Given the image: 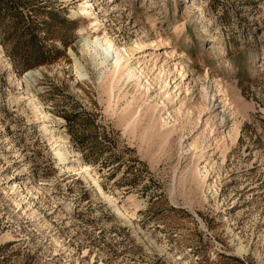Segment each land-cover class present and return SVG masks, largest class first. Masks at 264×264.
I'll return each instance as SVG.
<instances>
[{"label":"rangeland","instance_id":"obj_1","mask_svg":"<svg viewBox=\"0 0 264 264\" xmlns=\"http://www.w3.org/2000/svg\"><path fill=\"white\" fill-rule=\"evenodd\" d=\"M0 264H264V0H0Z\"/></svg>","mask_w":264,"mask_h":264},{"label":"bare ground","instance_id":"obj_2","mask_svg":"<svg viewBox=\"0 0 264 264\" xmlns=\"http://www.w3.org/2000/svg\"><path fill=\"white\" fill-rule=\"evenodd\" d=\"M87 4V3H85ZM92 10V5L87 4L86 7H83L79 10V12H74L73 16H84L88 15ZM91 28L97 30V23L96 20L90 22ZM82 31V30H80ZM82 47L84 51L89 55L92 63L95 67H110V68H117L120 65L122 58L124 57L120 51L114 49L113 43L106 39V38H94V39H83L82 40ZM132 69H128L125 71V77L132 78L135 74H132ZM59 123H63V121L58 119ZM86 170L90 169L89 165L85 166Z\"/></svg>","mask_w":264,"mask_h":264}]
</instances>
